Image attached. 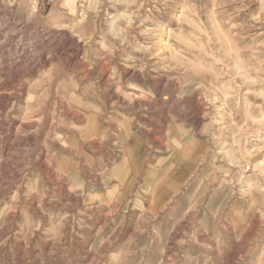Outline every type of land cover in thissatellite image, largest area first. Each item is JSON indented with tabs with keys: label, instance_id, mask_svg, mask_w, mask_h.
Listing matches in <instances>:
<instances>
[{
	"label": "rangeland",
	"instance_id": "obj_1",
	"mask_svg": "<svg viewBox=\"0 0 264 264\" xmlns=\"http://www.w3.org/2000/svg\"><path fill=\"white\" fill-rule=\"evenodd\" d=\"M0 264H264V0H0Z\"/></svg>",
	"mask_w": 264,
	"mask_h": 264
},
{
	"label": "bare ground",
	"instance_id": "obj_2",
	"mask_svg": "<svg viewBox=\"0 0 264 264\" xmlns=\"http://www.w3.org/2000/svg\"><path fill=\"white\" fill-rule=\"evenodd\" d=\"M92 1L93 0H88V2H89V4H90V6H91V4H92ZM84 10V9H83ZM82 10V11H83ZM86 10V9H85ZM89 10V9H88ZM88 10L87 11H85V13H82V14H84V16L85 15H87L86 17L88 18V14H89V12H88ZM83 17V16H82ZM79 18H80V16H79ZM84 18V17H83ZM86 18V19H87ZM90 26V25H89ZM170 30V29H169ZM78 50V49H77ZM76 106V105H75ZM84 113V112H83ZM88 116V115H87ZM87 125V124H86ZM96 128H98V126H96ZM93 134V133H92ZM113 199V197L111 196V194L110 193H108V195L105 197V200L107 201V202H110L111 200ZM98 200V199H97ZM108 200H110V201H108ZM104 209V208H103ZM96 215V214H95ZM33 219V218H32ZM32 222V221H31ZM33 224V223H32ZM57 234V233H56Z\"/></svg>",
	"mask_w": 264,
	"mask_h": 264
}]
</instances>
